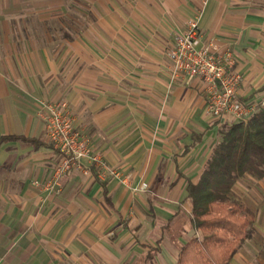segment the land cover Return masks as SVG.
I'll return each instance as SVG.
<instances>
[{
	"label": "crops",
	"instance_id": "1",
	"mask_svg": "<svg viewBox=\"0 0 264 264\" xmlns=\"http://www.w3.org/2000/svg\"><path fill=\"white\" fill-rule=\"evenodd\" d=\"M203 6L202 42L233 48L240 100L262 103L264 0H0V264H177L200 235L186 187L225 122L169 51ZM60 99L104 165L54 184ZM257 235L230 264H264Z\"/></svg>",
	"mask_w": 264,
	"mask_h": 264
},
{
	"label": "trees",
	"instance_id": "2",
	"mask_svg": "<svg viewBox=\"0 0 264 264\" xmlns=\"http://www.w3.org/2000/svg\"><path fill=\"white\" fill-rule=\"evenodd\" d=\"M218 136L198 182L186 187L191 223L201 235L182 245L177 264H230L251 235L248 210L229 200L246 174L264 178V105L248 119L220 124ZM152 258L149 253L141 264Z\"/></svg>",
	"mask_w": 264,
	"mask_h": 264
},
{
	"label": "built area",
	"instance_id": "3",
	"mask_svg": "<svg viewBox=\"0 0 264 264\" xmlns=\"http://www.w3.org/2000/svg\"><path fill=\"white\" fill-rule=\"evenodd\" d=\"M206 2H204L205 5ZM204 6L188 22L185 32L176 38L169 51L172 77H195L201 81L207 97V111L219 122H233L251 117L264 105L240 100L241 73L235 68L236 58L230 45L221 46L210 39L202 42L200 20ZM48 141L59 151L54 169V184L70 171L90 175L86 161L104 165L89 135L76 125V116L66 99L44 104Z\"/></svg>",
	"mask_w": 264,
	"mask_h": 264
},
{
	"label": "rangeland",
	"instance_id": "4",
	"mask_svg": "<svg viewBox=\"0 0 264 264\" xmlns=\"http://www.w3.org/2000/svg\"><path fill=\"white\" fill-rule=\"evenodd\" d=\"M229 202L239 203L248 210L251 228L249 238H252L258 224L264 225V179L246 174L233 187ZM254 240L264 243V237L258 235L253 237L252 243H256Z\"/></svg>",
	"mask_w": 264,
	"mask_h": 264
}]
</instances>
